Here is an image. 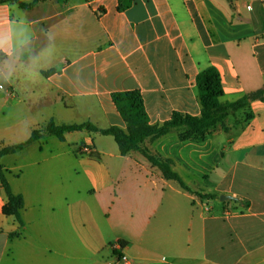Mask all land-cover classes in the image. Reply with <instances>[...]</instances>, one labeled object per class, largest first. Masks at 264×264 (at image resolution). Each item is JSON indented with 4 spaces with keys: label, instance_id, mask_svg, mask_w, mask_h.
Masks as SVG:
<instances>
[{
    "label": "crops",
    "instance_id": "obj_1",
    "mask_svg": "<svg viewBox=\"0 0 264 264\" xmlns=\"http://www.w3.org/2000/svg\"><path fill=\"white\" fill-rule=\"evenodd\" d=\"M127 1H0V32L10 38L0 51V148L51 119L124 128L114 91L139 89L152 123L174 110L198 114L196 75L207 66L219 73L221 101L264 95V0ZM92 140L86 129L43 136L0 163L7 179H20L23 158L63 160ZM145 144L173 160L188 189L139 152L81 158L93 190L114 206L116 221L100 224L91 191L60 195L8 179L23 197V225L2 212L0 187V264H124L113 241L132 264H264V98L229 112L203 141L169 133Z\"/></svg>",
    "mask_w": 264,
    "mask_h": 264
},
{
    "label": "trees",
    "instance_id": "obj_2",
    "mask_svg": "<svg viewBox=\"0 0 264 264\" xmlns=\"http://www.w3.org/2000/svg\"><path fill=\"white\" fill-rule=\"evenodd\" d=\"M4 1V0H0ZM23 8L33 7L39 0L29 3L21 0H11ZM130 4L119 0L118 9H123ZM196 88L201 105L200 113L191 114L180 110H174L169 118L162 122L152 123L146 112L142 92L139 89L114 91L111 93L112 101L125 122V127L110 125L98 127L94 123L85 120L81 122H56L49 120L46 124L32 129L30 136L19 143L6 145L0 148V157L4 154L13 153L25 145L43 137L45 134L55 135L63 140L68 131H79L86 129L90 133H101L111 135L117 144L120 155L131 152H139L155 167L166 179L176 180L181 187L188 189L179 174L172 169L173 160L164 157L145 144L146 140H155L169 133H175L181 140L203 141L211 132V129L228 115L247 106L253 98H264L263 90L246 93L233 101H221L223 88L220 76L213 66H207L198 71L196 75ZM0 187L6 194V201L2 205L5 215L14 216L20 225H23L21 209L23 197L12 191L6 177V170L0 163ZM121 243V242H120ZM123 244V243H121Z\"/></svg>",
    "mask_w": 264,
    "mask_h": 264
},
{
    "label": "rangeland",
    "instance_id": "obj_3",
    "mask_svg": "<svg viewBox=\"0 0 264 264\" xmlns=\"http://www.w3.org/2000/svg\"><path fill=\"white\" fill-rule=\"evenodd\" d=\"M91 134L94 143L92 141L87 143L81 142L76 144L75 149L70 147V150H73L71 154L59 157L63 160H45L44 155L40 153L23 158L22 163H24V166L22 168V177L20 179H14L12 175H8V179H11L12 183H14V188H17L16 182H22L24 186H27L31 190L52 188L54 191H60V195L63 194V192H66V194L70 196L77 194L78 191H91L93 196L90 199L89 205L96 221L100 224L111 221L115 222L116 218L114 214L112 216L113 211L111 212L107 208V205H112L108 204L109 202L106 201L102 192H98L99 190L96 189V191L93 190L88 176H85L84 167L79 163V159L85 158L92 162H99L101 158L105 162L107 159L120 160L122 157L119 156L117 144L111 135L101 133ZM49 135L51 134H45L44 137ZM84 147L86 149L95 147L96 150L94 153H90L89 151L83 150ZM111 152L117 157H111ZM136 154L142 156L140 153ZM35 161L38 162L35 163ZM131 169L130 165L125 166L124 172L130 173ZM129 181H131V177L128 178L127 187H129ZM110 187L114 190L117 189L116 182L110 185ZM112 208L114 210V206H112ZM105 213L111 216L107 217L106 215L108 214L105 215ZM120 227L125 229L127 225L125 222H122ZM114 243H117V241L112 242V244Z\"/></svg>",
    "mask_w": 264,
    "mask_h": 264
},
{
    "label": "built area",
    "instance_id": "obj_4",
    "mask_svg": "<svg viewBox=\"0 0 264 264\" xmlns=\"http://www.w3.org/2000/svg\"><path fill=\"white\" fill-rule=\"evenodd\" d=\"M83 150L89 151L90 153H94V151H95L93 147H89L87 149L84 147ZM111 246H112L114 252L117 253L118 258L121 259L124 262V264H132L130 262L129 258L124 253L120 252V250L122 248V244L119 241H117V243L112 244Z\"/></svg>",
    "mask_w": 264,
    "mask_h": 264
},
{
    "label": "clouds",
    "instance_id": "obj_5",
    "mask_svg": "<svg viewBox=\"0 0 264 264\" xmlns=\"http://www.w3.org/2000/svg\"><path fill=\"white\" fill-rule=\"evenodd\" d=\"M10 38L5 37V35L0 32V51H3L5 49L6 44L9 43Z\"/></svg>",
    "mask_w": 264,
    "mask_h": 264
},
{
    "label": "water",
    "instance_id": "obj_6",
    "mask_svg": "<svg viewBox=\"0 0 264 264\" xmlns=\"http://www.w3.org/2000/svg\"><path fill=\"white\" fill-rule=\"evenodd\" d=\"M219 198H220L221 200H223V199H226V198H235V197H233V196H231V195L220 194Z\"/></svg>",
    "mask_w": 264,
    "mask_h": 264
}]
</instances>
